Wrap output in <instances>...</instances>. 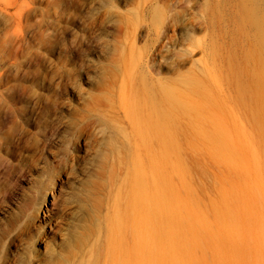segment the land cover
<instances>
[{"label": "rangeland", "instance_id": "374dc122", "mask_svg": "<svg viewBox=\"0 0 264 264\" xmlns=\"http://www.w3.org/2000/svg\"><path fill=\"white\" fill-rule=\"evenodd\" d=\"M253 10L263 2L0 0V264H105L109 218L139 158L189 202L182 215L208 225L198 262L264 264L263 229L237 233L239 262L220 240L225 206L249 205L264 223L256 66L245 61ZM187 82L198 89L183 97L198 109L162 116L161 90Z\"/></svg>", "mask_w": 264, "mask_h": 264}, {"label": "bare ground", "instance_id": "6f19581e", "mask_svg": "<svg viewBox=\"0 0 264 264\" xmlns=\"http://www.w3.org/2000/svg\"><path fill=\"white\" fill-rule=\"evenodd\" d=\"M261 1L264 5V0ZM250 14L255 17L253 29L256 38L253 54L247 55L245 61L256 66V73L252 74L249 82L253 90L252 98L256 113L254 125L264 137L259 122L264 118V10L262 14L258 10H253ZM197 89V85L192 82L185 83L184 89L171 87L162 89L159 95L161 115L171 116L173 109L185 113L196 111L197 104L185 101L183 95L194 93ZM155 123L157 137L161 140L166 139L165 123L159 119ZM139 135L144 143L145 132L142 130ZM254 152L245 155V160H255ZM229 159L235 161L232 156ZM132 165L131 181L124 194V202L122 205L115 204L114 213L109 218L105 264H202L195 257V250L200 241L196 235L198 229L209 235L208 225L199 214L192 211L181 214L179 207L189 206V202H184L176 196L171 182L151 180L145 173L146 165L140 158L134 160ZM162 187L170 192V196H165ZM257 189L259 190L253 187L249 192L258 191ZM243 200L249 202L252 198L245 194ZM248 207L249 205L240 208L225 206L221 210V225L227 229V233L220 240L226 253L234 256L237 262L239 259L234 255L231 245L239 237L237 233H243L247 226L264 230V223L260 220L253 221L252 211ZM262 214L264 216V212ZM183 217L185 221L181 222ZM208 240L210 243L215 241L214 238ZM216 255L221 256L218 252ZM217 256L215 261L219 263L220 259Z\"/></svg>", "mask_w": 264, "mask_h": 264}]
</instances>
